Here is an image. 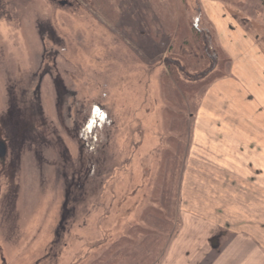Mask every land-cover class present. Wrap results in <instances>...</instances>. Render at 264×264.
Here are the masks:
<instances>
[{
    "label": "rangeland",
    "instance_id": "obj_1",
    "mask_svg": "<svg viewBox=\"0 0 264 264\" xmlns=\"http://www.w3.org/2000/svg\"><path fill=\"white\" fill-rule=\"evenodd\" d=\"M205 1L0 0V264L156 262L229 67ZM221 1L264 33V0Z\"/></svg>",
    "mask_w": 264,
    "mask_h": 264
},
{
    "label": "crops",
    "instance_id": "obj_2",
    "mask_svg": "<svg viewBox=\"0 0 264 264\" xmlns=\"http://www.w3.org/2000/svg\"><path fill=\"white\" fill-rule=\"evenodd\" d=\"M203 9L229 67L196 112L182 214L164 250L157 246L154 264H258L264 256V33L233 19L221 0H206ZM155 223L166 222L157 217ZM147 234L143 240L152 237Z\"/></svg>",
    "mask_w": 264,
    "mask_h": 264
},
{
    "label": "water",
    "instance_id": "obj_3",
    "mask_svg": "<svg viewBox=\"0 0 264 264\" xmlns=\"http://www.w3.org/2000/svg\"><path fill=\"white\" fill-rule=\"evenodd\" d=\"M7 154L6 145L4 143H0V158H5Z\"/></svg>",
    "mask_w": 264,
    "mask_h": 264
},
{
    "label": "trees",
    "instance_id": "obj_4",
    "mask_svg": "<svg viewBox=\"0 0 264 264\" xmlns=\"http://www.w3.org/2000/svg\"><path fill=\"white\" fill-rule=\"evenodd\" d=\"M206 47H207V46H206ZM207 52H208V53L210 52V51H209V47L207 48ZM208 56H209V54H208ZM228 61H229V60H228ZM224 76H225V75H223V76H221V77H224ZM221 77H218V78H221ZM218 78H216V79H218ZM216 79H214V80H216ZM214 80H213V81H214ZM213 81H212V82H213Z\"/></svg>",
    "mask_w": 264,
    "mask_h": 264
}]
</instances>
